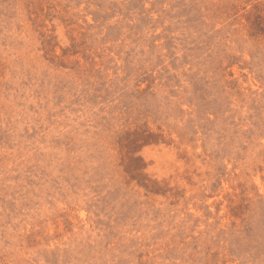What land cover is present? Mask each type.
Wrapping results in <instances>:
<instances>
[{
	"label": "rangeland",
	"instance_id": "obj_1",
	"mask_svg": "<svg viewBox=\"0 0 264 264\" xmlns=\"http://www.w3.org/2000/svg\"><path fill=\"white\" fill-rule=\"evenodd\" d=\"M0 264H264V0H0Z\"/></svg>",
	"mask_w": 264,
	"mask_h": 264
}]
</instances>
